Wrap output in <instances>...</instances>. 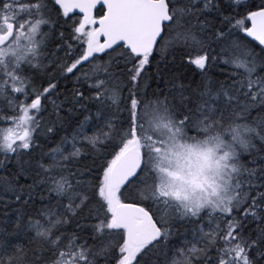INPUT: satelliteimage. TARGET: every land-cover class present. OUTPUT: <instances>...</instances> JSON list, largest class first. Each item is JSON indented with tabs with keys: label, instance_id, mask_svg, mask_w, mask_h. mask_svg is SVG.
<instances>
[{
	"label": "snow or ice",
	"instance_id": "snow-or-ice-1",
	"mask_svg": "<svg viewBox=\"0 0 264 264\" xmlns=\"http://www.w3.org/2000/svg\"><path fill=\"white\" fill-rule=\"evenodd\" d=\"M0 264H264V0H0Z\"/></svg>",
	"mask_w": 264,
	"mask_h": 264
}]
</instances>
